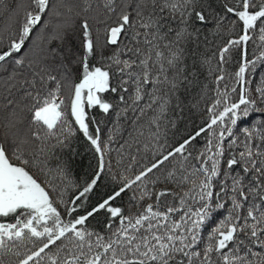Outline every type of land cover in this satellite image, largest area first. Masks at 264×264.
<instances>
[{"label":"snow or ice","instance_id":"1","mask_svg":"<svg viewBox=\"0 0 264 264\" xmlns=\"http://www.w3.org/2000/svg\"><path fill=\"white\" fill-rule=\"evenodd\" d=\"M0 264H264V0H0Z\"/></svg>","mask_w":264,"mask_h":264}]
</instances>
